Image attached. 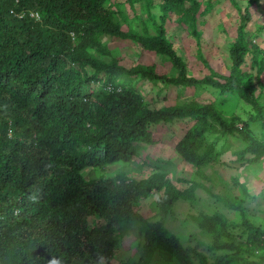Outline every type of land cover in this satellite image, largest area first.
Instances as JSON below:
<instances>
[{
	"label": "trees",
	"instance_id": "obj_1",
	"mask_svg": "<svg viewBox=\"0 0 264 264\" xmlns=\"http://www.w3.org/2000/svg\"><path fill=\"white\" fill-rule=\"evenodd\" d=\"M138 1L0 0V264L110 262L116 238L131 229L143 237V264L158 250L173 256L177 264H209L196 248H183L176 236L159 223L144 219L138 211L140 200L155 191L161 194L156 201L159 211L172 215L181 201L194 200L192 191H179L163 174L135 181L117 172L113 177L86 181L82 172L129 163L137 155L135 145L153 143L148 127L162 119L191 123L177 152L201 178L203 168L216 161V142L208 145L206 136L215 125L219 137L237 138L245 145L235 153L237 162L259 161L264 157L260 80L264 58L260 57L262 51L247 41L246 8L236 41L229 45L228 75L209 70L202 79L189 77L184 62L165 39L162 18L153 37L144 36L148 35L145 26L139 32L134 20L128 21L124 8L129 6L135 13ZM143 1L150 10L151 0ZM171 1H156L163 14L172 8ZM231 2L237 8L238 2ZM19 10L36 11L42 21L14 17ZM102 36L131 41L149 52L164 54L177 71L175 77H167L152 68L137 66L128 74L168 85L214 88L248 105V119H225L217 105L196 102L149 111L132 88L117 95L99 88V102L90 103V83L99 80V74H104L106 83H113L126 73L115 60L97 58L109 53L101 46ZM246 56L256 70V81L241 69ZM87 67L94 71L92 75H87ZM251 124L259 127L261 138L250 130ZM216 198L240 213L247 237L243 245H235L223 219L201 213L189 215L187 220L214 237L212 250H237L213 264L242 261L239 252L257 251L256 244L264 248V230L246 221L241 203L235 198ZM90 220L103 223L91 227ZM263 262L261 256L257 264Z\"/></svg>",
	"mask_w": 264,
	"mask_h": 264
},
{
	"label": "rangeland",
	"instance_id": "obj_2",
	"mask_svg": "<svg viewBox=\"0 0 264 264\" xmlns=\"http://www.w3.org/2000/svg\"><path fill=\"white\" fill-rule=\"evenodd\" d=\"M198 1L201 2V10L204 8L205 1L210 2L212 5L210 11L196 18V32L201 33V37L196 40L191 30L185 28L184 23L175 22L176 16L173 14L169 15L166 22L167 36L172 38L173 49L181 56L187 75L195 78H202L207 75L208 69H206L205 63L217 73L228 75L231 65L229 43L236 37V30L239 27L241 17L240 11L247 5V0H236L238 2L237 8L229 4L227 0ZM134 8L135 13L130 11L129 6L124 8L128 21L134 20V25H136L139 32H142L145 26L149 30L148 32L154 35L158 18L161 16L158 7L154 6L148 10L144 1L139 0L134 4ZM248 13L250 19L246 31L250 36V42L252 40L255 42H251V44L258 46L262 51L260 57L264 58V0L251 6ZM152 16L154 19L151 18ZM101 46L107 48L109 53L105 56L97 55L98 59L115 60L119 66L126 70L141 64L154 66L159 74H169L171 77H175L177 74V71L168 62L160 60L156 55L143 53L141 47L129 41L102 37ZM241 69L243 72L252 74L254 81H256V70L251 64L250 57H244ZM89 74H92V70H88ZM123 79L124 76H121L117 80L122 82ZM260 80L263 83L261 102L264 104V72L260 76ZM126 81L135 84L144 105L148 107H167L175 103L178 106L190 102L215 104L225 119L235 116L240 122L246 121L249 116L248 113L251 112L250 107L241 100L233 96L221 95L211 87L175 88L160 82L150 83L134 77ZM165 128L158 130L157 139H154V143L160 145H155L146 153L155 155L156 152H159L165 157L170 155L168 161L171 162L163 160L157 162L155 161L157 160L156 157L154 159L146 158L145 153L141 151L128 164L118 162L105 166L103 170L88 168L82 172V176L86 181H92L101 177H113L117 172H124L129 178L139 181L146 179L155 166L156 172L164 174L179 191H192L194 200L181 201L173 210L172 215H166L159 211L156 202L161 198V194L154 191L147 198L140 200L138 203L139 213L144 219L159 223L167 232L176 236L183 248H196L197 252L207 259V263L219 262L224 257L237 253V250H212L214 242L212 234L205 229L196 227L187 220V217L201 213L204 216H215L218 219H223L235 245H243L247 237L243 218L239 212L225 207V204L217 200L216 197L235 198L244 209L246 221L254 227L264 230V157L253 164L237 162L235 153L243 149L245 145L237 138L219 137L215 125L206 136L208 145L216 142L213 151L216 161L203 168L204 178H201L196 169L185 163L176 154H171L174 151V145L186 132L187 127L185 124L174 122L165 125ZM250 130L258 138H261L262 132L258 126L251 124ZM249 157L248 155L247 158ZM144 158L157 163L154 166L152 165V168H149L144 161L141 165L140 162ZM95 222L93 223L90 220L88 223L91 227L103 223L98 220H95ZM143 244L142 235H138L133 229L123 234V236L118 235L113 248L114 256L110 262L104 261L100 264H143L140 262V258L144 257ZM255 246L258 248L257 251L250 250V253L244 249L238 251L242 261L229 264H257L260 257L264 256V248L259 244ZM147 264H177V262L167 252L158 250Z\"/></svg>",
	"mask_w": 264,
	"mask_h": 264
},
{
	"label": "clouds",
	"instance_id": "obj_3",
	"mask_svg": "<svg viewBox=\"0 0 264 264\" xmlns=\"http://www.w3.org/2000/svg\"><path fill=\"white\" fill-rule=\"evenodd\" d=\"M157 0H151V3H152V7H154V6H157L158 7V9H159V12H160V14H161V16H159V18H158V24L157 25H159V23H160V19L162 18L163 20H164V24L162 25V28H164L165 29V34H164V36H165V39L167 40V42L170 44V42H171V45H172V48H173V44H172V38H170V37H168L167 36V29H166V22H167V19H168V17H169V15L170 14H173V15H175L176 16V19H175V22H177V23H184V25H185V28H189L190 30H191V32L193 33V36H194V38L196 39V40H198L200 37H201V33H198V32H196V18L200 15V16H203L204 14H206L208 11H210L211 10V8H212V5L210 4V2H208V1H205L204 2V8H203V10H201V2L200 1H198V0H179V1H171V2H174V4L172 5V8L170 9V11H168V13L165 15V14H163L162 13V10H161V7H160V2H156ZM228 2H229V4H231L232 6H233V4H232V2H231V0H227ZM236 1V0H235ZM261 1H263V0H260V1H258V2H256V3H250L249 2V0H247V5L245 6V8L244 9H246L247 8V10L251 7V6H253V5H255V4H257V3H260ZM122 2H124V1H122ZM146 6V5H145ZM234 7V6H233ZM176 8H177V10L179 11V12H177L176 11ZM235 8V7H234ZM244 9L242 10V11H240V15L243 13V11H244ZM191 10H193L194 12H195V14L194 15H192V14H187V13H190V11ZM244 14V13H243ZM243 14L241 15V17L240 18H242V17H244L243 16ZM13 16L14 17H16V18H18V19H23L24 17H28V19L29 20H33V22L34 23H40L41 21H42V19H41V15L38 13V12H36V11H31V10H19V11H16V12H14L13 13ZM249 17V19H250V15L248 16ZM152 19H154V17L152 16L151 17ZM249 22V21H248ZM247 22V23H248ZM239 26H240V21H239ZM247 27V26H246ZM239 28V27H238ZM149 30H147V32H148ZM237 32H238V29L236 30V37H235V39L231 42V43H233L234 41H236V38H237ZM245 32L248 34V32L246 31V28H245ZM156 34H157V32H156V30H155V34L153 35L152 33H150V32H148V35H144V36H149V37H153V36H156ZM249 35V34H248ZM70 36L71 37H73V33H70ZM102 37H108V36H102ZM101 37V38H102ZM111 38H114V37H111ZM115 39H117V38H115ZM248 43H249V46L250 45H252L251 44V42L252 43H255L254 42V40H252L251 42H250V36H249V38H248ZM129 42H131V41H129ZM100 43H101V39H100ZM131 43H133V42H131ZM231 43H229V45L231 44ZM134 44V43H133ZM197 44H198V42H197ZM135 45H137V46H139V47H141V49H142V52L143 53H145V54H152V55H156L157 57H159V59L160 60H165L166 62H168L171 66H172V64H171V62L167 59V57H166V55H164V54H161V53H154V52H149V51H147V50H145L144 48H143V46H141V45H139V44H135ZM254 46H256V45H254ZM258 47V46H257ZM174 50V49H173ZM175 51V50H174ZM176 52V51H175ZM176 54H177V52H176ZM180 58H181V56L179 55V54H177ZM229 58H230V53H229ZM181 60H182V58H181ZM113 61V60H112ZM183 61V60H182ZM231 61V60H230ZM207 64V63H206ZM205 64V66H206V69H208V74H209V70H212L210 67H209V65L207 64L206 65ZM117 65H118V63H117ZM119 66V65H118ZM137 66H144V67H149V68H152L153 70H154V72L156 73V74H158V75H165V76H167V77H171L169 74L168 75H166V74H159V73H157L156 72V70H155V67L154 66H147V65H141V64H138V65H136V66H133V67H131V68H129L128 70H126L125 68H123L124 70H126V73H122V74H120L119 76H117L116 78H115V80H114V82L113 83H106L105 82V77H104V74H99L98 76H97V78L99 79V80H97V81H91V83H90V91H89V93H90V95H89V97H88V100L90 101V103H98L99 102V99L97 98L98 97V91H99V88H101L102 89V91L101 92H103V93H106V94H120L121 92L122 93H124L125 91H127L129 88H132L138 95H139V97L141 98V100H142V97L140 96V94L138 93V91H137V89L135 88V84H132V83H130V82H128V81H126V80H130L131 78H137L138 80H140L141 78H139L138 76H135V75H130V74H128V71H130V70H132V68H135V67H137ZM121 67V66H120ZM173 67V66H172ZM230 67H231V65H230ZM229 67V68H230ZM174 68V67H173ZM175 69V68H174ZM88 70H92V69H90V68H88L87 67V75H88ZM212 71H214V70H212ZM214 72H216V71H214ZM94 73V71L92 70V74ZM92 74H89V75H92ZM220 74V73H219ZM88 75V76H89ZM177 75V74H176ZM222 75V74H221ZM121 76H124V79L122 80V82L119 80V82H118V78L119 77H121ZM189 76V75H188ZM206 76V75H205ZM190 77V76H189ZM194 77V76H193ZM204 77V76H203ZM202 77V78H203ZM195 78V77H194ZM202 78H196V79H202ZM141 80H146V79H141ZM146 81H148V80H146ZM121 82V83H120ZM148 82H150V83H163L162 81H155V82H151V81H148ZM163 84H165V85H168V84H166V83H163ZM170 86H172V87H175V88H177V87H181V88H184V86H179V85H170ZM186 87V86H185ZM197 103V102H196ZM142 104H143V106L145 107V108H148L149 109V111H161L162 109H166V108H170V107H173V106H177V104L175 103L174 105H172V106H167V107H160V106H156V107H148V106H146V105H144V103H143V100H142ZM185 104V103H184ZM181 105H183V104H180V105H178V106H181ZM174 122H183L184 124H185V126L187 127V129H186V132L184 133V135L180 138V140L174 145V151L173 152H171V154H176L179 158H181L182 160H183V158L180 156V154L177 152V148H178V143L182 140V138L186 135V133L188 132V130L190 129V127H191V123L190 122H188V121H186V120H180V119H173L172 121H164L163 119L162 120H160V121H158V123H155V124H152V125H150L149 127H148V129L150 130V132L152 133V138H153V143L152 144H145V143H139V144H137V145H135L136 146V152H137V155H135L134 157H136V156H138L139 155V153L141 152V151H143L144 153H145V157L146 158H153L154 159V157H156L157 158V160H155V161H159V160H163V161H166V162H171V161H168L169 159H168V157H170V155L169 156H167V157H165V156H163L161 153H159V152H156L155 153V155H151V154H149V153H146V151H148L150 148H152V147H154L155 145H160L159 143H154V139H157V131L158 130H163V129H166L165 128V125H167V124H170V123H174ZM190 124L189 126L186 124ZM87 127L89 128L90 127V124H87ZM133 157V158H134ZM133 158L131 159V161L130 162H132L133 161ZM146 158H144L140 163H141V165H143V161L146 163V165L149 167V168H152V165L154 166V165H156V163L157 162H155V161H153V160H146ZM137 159H139V158H137ZM184 161V160H183ZM129 162V163H130ZM185 162V161H184ZM186 163V162H185ZM115 164V163H114ZM128 164V163H127ZM188 164V163H187ZM110 165H113V164H110ZM109 165V166H110ZM140 165V166H141ZM190 165V164H189ZM86 169H88V168H86ZM85 169V170H86ZM153 170H152V172H151V174L146 178V179H148V178H150L151 176H153V177H159L160 175H162V174H160V173H157L156 172V167L154 166V168H152ZM195 169V168H194ZM84 170V171H85ZM155 170V171H154ZM83 171V172H84ZM164 175V174H163ZM131 179V178H130ZM132 180H134V179H132ZM143 180V179H142ZM135 181H137V180H135ZM139 181H141V180H139ZM18 212L16 211L15 212V215L17 214ZM50 264H59V261L58 260H52L51 262H50Z\"/></svg>",
	"mask_w": 264,
	"mask_h": 264
}]
</instances>
